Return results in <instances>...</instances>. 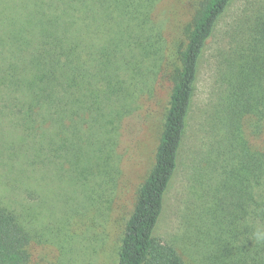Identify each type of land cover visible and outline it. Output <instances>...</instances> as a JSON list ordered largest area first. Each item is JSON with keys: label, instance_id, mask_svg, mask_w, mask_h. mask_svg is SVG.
<instances>
[{"label": "rangeland", "instance_id": "rangeland-1", "mask_svg": "<svg viewBox=\"0 0 264 264\" xmlns=\"http://www.w3.org/2000/svg\"><path fill=\"white\" fill-rule=\"evenodd\" d=\"M195 1L115 5L113 25L100 30V123L73 125L75 130L64 128L62 134L56 125L44 127L46 135L30 134L32 145L25 140L22 117L0 106V206L13 212L30 236L26 264H119L127 222L155 165L171 71L179 68L176 52ZM262 2L235 0L201 61L179 170L155 231L186 264H218V227L209 216L212 182L195 163L207 160L206 114L217 103L218 68L231 50L233 31L257 14ZM121 11L126 16L117 23ZM163 63L168 70L159 74Z\"/></svg>", "mask_w": 264, "mask_h": 264}, {"label": "trees", "instance_id": "trees-1", "mask_svg": "<svg viewBox=\"0 0 264 264\" xmlns=\"http://www.w3.org/2000/svg\"><path fill=\"white\" fill-rule=\"evenodd\" d=\"M143 1L0 0V106L22 117L26 141L35 145L31 136L45 134L44 127L56 125L62 134L73 125L100 123V30L113 25L115 5L131 9ZM234 1H195L176 52L179 68L171 71L155 165L127 222L119 264H186L155 231L179 170L203 55ZM119 15L117 23L126 13ZM233 34L218 68L217 103L206 114L207 160L195 165L212 182L209 216L218 227V264H264V242L254 237L264 228V0ZM165 42L158 41L163 53ZM166 70L163 63L159 74ZM29 244L17 216L0 206V264H26Z\"/></svg>", "mask_w": 264, "mask_h": 264}, {"label": "clouds", "instance_id": "clouds-1", "mask_svg": "<svg viewBox=\"0 0 264 264\" xmlns=\"http://www.w3.org/2000/svg\"><path fill=\"white\" fill-rule=\"evenodd\" d=\"M254 237L259 242H264V228H258L255 233Z\"/></svg>", "mask_w": 264, "mask_h": 264}]
</instances>
